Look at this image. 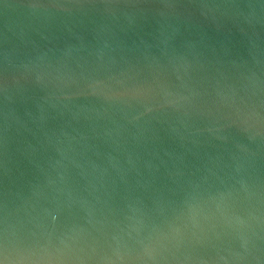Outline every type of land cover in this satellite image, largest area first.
Segmentation results:
<instances>
[{
  "label": "water",
  "instance_id": "water-1",
  "mask_svg": "<svg viewBox=\"0 0 264 264\" xmlns=\"http://www.w3.org/2000/svg\"><path fill=\"white\" fill-rule=\"evenodd\" d=\"M264 264V0H0V260Z\"/></svg>",
  "mask_w": 264,
  "mask_h": 264
},
{
  "label": "clouds",
  "instance_id": "clouds-1",
  "mask_svg": "<svg viewBox=\"0 0 264 264\" xmlns=\"http://www.w3.org/2000/svg\"><path fill=\"white\" fill-rule=\"evenodd\" d=\"M0 264H9V262L7 261V259L0 260ZM16 264H21V262L20 261H17Z\"/></svg>",
  "mask_w": 264,
  "mask_h": 264
}]
</instances>
